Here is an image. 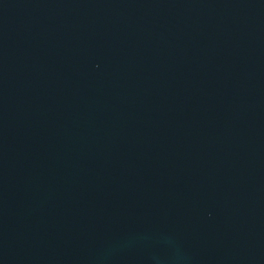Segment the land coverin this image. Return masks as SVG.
<instances>
[{
    "label": "water",
    "instance_id": "1",
    "mask_svg": "<svg viewBox=\"0 0 264 264\" xmlns=\"http://www.w3.org/2000/svg\"><path fill=\"white\" fill-rule=\"evenodd\" d=\"M0 264H264V0H0Z\"/></svg>",
    "mask_w": 264,
    "mask_h": 264
}]
</instances>
